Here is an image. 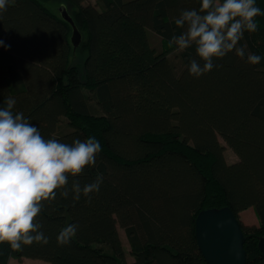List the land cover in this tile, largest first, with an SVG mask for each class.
Wrapping results in <instances>:
<instances>
[{"label":"trees","instance_id":"16d2710c","mask_svg":"<svg viewBox=\"0 0 264 264\" xmlns=\"http://www.w3.org/2000/svg\"><path fill=\"white\" fill-rule=\"evenodd\" d=\"M8 0L0 11V107L15 99V112L45 139L71 144L95 137L96 164L81 184L103 176L98 193L74 201L57 190L37 220L48 243L12 249L0 243V264L11 259L45 264H207L196 238V219L208 208L229 207L236 217L253 209L259 226H244L247 264H264V15L238 46L259 55L250 65L235 52L214 60L196 78L189 62L195 47L180 52L182 68L170 60V44L182 10L201 0ZM264 13V0H256ZM82 34L83 66L72 62V27ZM72 9V10H71ZM74 9V10H73ZM149 32L161 38L151 46ZM77 49V48H76ZM202 63V62H201ZM66 121L67 130L60 133ZM225 142L238 161L228 164ZM78 225L70 244L57 236ZM125 230L133 262L119 235ZM101 243L107 244L109 251Z\"/></svg>","mask_w":264,"mask_h":264},{"label":"clouds","instance_id":"9594fccd","mask_svg":"<svg viewBox=\"0 0 264 264\" xmlns=\"http://www.w3.org/2000/svg\"><path fill=\"white\" fill-rule=\"evenodd\" d=\"M8 0H0V11H6ZM264 15L256 6V0H201L199 10H182L174 18L179 36L173 35L170 44L177 52L195 47L199 58L189 62V74L199 78L213 70L214 60L235 52L246 62L256 65L261 57L247 52V45L238 46L245 32L257 30L256 17ZM4 42L0 41V46ZM0 107V243L12 249L34 242L47 244L48 237L41 231L37 218L44 202L56 199L57 190L74 201L81 195L88 197L98 193L103 176L81 184L74 180L67 187L69 177L80 176L86 167L96 164L101 152L100 142L93 136L83 141L75 139L71 144L55 138L45 139L38 127L33 126L22 112L13 111L16 101L5 100ZM78 225L62 228L57 236L61 246L70 244L77 234Z\"/></svg>","mask_w":264,"mask_h":264},{"label":"water","instance_id":"95a60500","mask_svg":"<svg viewBox=\"0 0 264 264\" xmlns=\"http://www.w3.org/2000/svg\"><path fill=\"white\" fill-rule=\"evenodd\" d=\"M61 16L72 27L71 43L76 49L82 43V34L64 8ZM195 228L198 246L207 264H247L246 236L229 207L201 211ZM258 249L264 254V236L258 239Z\"/></svg>","mask_w":264,"mask_h":264},{"label":"rangeland","instance_id":"374dc122","mask_svg":"<svg viewBox=\"0 0 264 264\" xmlns=\"http://www.w3.org/2000/svg\"><path fill=\"white\" fill-rule=\"evenodd\" d=\"M88 2L92 5H96L97 7H100L98 0H88ZM46 5L52 11L59 14L58 8H59V6H61L60 2H58L57 0H49L46 2ZM149 38H150L151 46L154 47L157 51H161V49H162L161 38L153 32H149ZM179 54H180V52L175 51L170 56V60L180 70L182 68V60H181V57H179ZM85 57H86V53H85L84 49H80V48L74 49V51L72 53V62L74 64L82 67ZM66 123L67 122L64 121V123L62 124V126L60 128V133L67 130ZM221 143L226 147L225 158H226L227 163L228 164L236 163L238 161L237 156L234 154V152L230 148L227 147V145L225 144V142L223 140H221ZM238 220H240L244 226L249 227V228H251L252 226H256V227L259 226V221H258L253 209H249L245 212L240 213ZM118 231H119L120 236L122 237V241L124 243L123 247H125L126 258L128 261H133L134 258L131 254V246H130V243H129L128 238L126 236L125 230L123 228H121L120 226H118ZM101 244L103 245V247L106 250L109 251V247L107 244H104V243H101ZM12 263L13 264H38V263L33 262L31 259H25V260L19 261V262L13 261Z\"/></svg>","mask_w":264,"mask_h":264},{"label":"crops","instance_id":"0c3cea01","mask_svg":"<svg viewBox=\"0 0 264 264\" xmlns=\"http://www.w3.org/2000/svg\"><path fill=\"white\" fill-rule=\"evenodd\" d=\"M119 235H120V233H119ZM120 238H121V240H122V237L120 236ZM122 244L124 245V243H123V241H122ZM124 248V250H125V247H123ZM23 260H25V259H22L21 261H23ZM13 261H17V262H19L18 260H16V259H11L10 261H9V264H13L12 262ZM33 262H35V263H38V264H45L44 262H42V261H39V260H32ZM133 261H134V259H133ZM133 261H129V262H133Z\"/></svg>","mask_w":264,"mask_h":264}]
</instances>
